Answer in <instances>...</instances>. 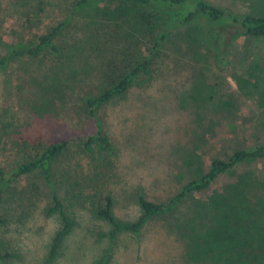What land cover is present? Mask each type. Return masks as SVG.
Here are the masks:
<instances>
[{"label": "trees", "instance_id": "obj_1", "mask_svg": "<svg viewBox=\"0 0 264 264\" xmlns=\"http://www.w3.org/2000/svg\"><path fill=\"white\" fill-rule=\"evenodd\" d=\"M19 1L25 7V0ZM63 12L35 40L25 41L22 35L13 42L0 44V68L40 55L49 58L46 70H26L28 87L17 90L20 108L26 104L30 122L22 121L21 115L10 106L0 115L3 147L23 152L9 167L0 164V264H16L23 257L10 236L15 213L9 200L13 196L8 193L15 182L34 173L41 174L50 188L45 215L58 220L41 264L60 260L66 240L77 227L87 228L88 232L108 240L94 264H114L121 242L128 237L140 243L150 222L168 214L177 215L176 220L182 221L183 225L176 222L171 228L180 232L186 264H264V191L247 181L251 177L257 182V178L244 169L237 174V181L207 200L194 197L221 174L234 173L240 165L264 159V143L238 149L228 159L215 154L207 171L195 173L162 199L139 192L135 198L140 214L134 220H127L116 213L118 194L99 185L100 180L105 183L113 177L111 157L118 150L101 118L96 117L105 104L123 99L128 103V95L135 86L141 90L132 96V103L143 105L155 85L158 65L155 57L175 25L204 15L213 21L238 24L243 34L259 37L264 36V15L235 16L206 0H66ZM142 43L153 45L149 54L138 56ZM119 52L135 57L119 64ZM65 73H71L74 79L86 77V82L78 84L70 77L63 78ZM71 86L77 89L82 113L87 118H97V130L78 140L49 141L40 135H26L25 127L31 126L33 116L56 115L57 105L66 103L64 96ZM162 90L165 92V87ZM153 102L156 101L150 104ZM95 152L103 153L108 164L93 158V171L84 173L80 159ZM93 178L98 179L94 187ZM29 201L28 206L32 207L35 202ZM188 202L190 207L185 210ZM81 210H87L92 220H100L102 224L98 227L85 216L80 217ZM33 214L26 204L24 212H16L15 217L19 215L16 221L22 222L16 223L17 232H20L19 225L26 224Z\"/></svg>", "mask_w": 264, "mask_h": 264}, {"label": "rangeland", "instance_id": "obj_2", "mask_svg": "<svg viewBox=\"0 0 264 264\" xmlns=\"http://www.w3.org/2000/svg\"><path fill=\"white\" fill-rule=\"evenodd\" d=\"M206 1L239 17L264 15V0ZM65 3L66 0H25L24 7L23 1L0 0V44L13 42L22 35L25 41L35 40L63 15ZM152 45L142 43L138 56L149 54ZM134 57L121 52L117 55L119 64ZM47 60L48 57L40 55L0 68V115L10 106L21 115L22 121L30 122L26 104L25 108H20L17 90L28 87L26 70H46ZM155 60L158 62L155 85L143 105L132 103V96L141 90L135 86L128 95V103L125 99L112 101L101 107L96 116L101 118L118 150V154L111 157L113 177L105 183L100 180L99 185L118 194L116 213L127 220H134L140 214L135 198L139 192L162 199L195 173L207 171L215 154L228 159L238 149L264 143V36H247L238 24L199 15L188 23L172 27ZM64 75L63 78L74 79L71 73ZM86 79L74 80L85 84ZM75 90L73 86L67 90L66 103L57 105L56 115L33 116L31 126L25 127V134L40 135L51 141L78 140L94 133L97 118H87L82 113ZM152 100L156 102L150 104ZM21 153L12 147H3L0 141L1 166L9 167ZM94 154L80 159L86 170L84 173L93 171V158L103 165L108 164L103 153ZM244 169L257 178L256 182L248 177V183L264 191L262 159L240 165L234 173L221 174L210 187L195 193L194 197L207 200L237 181V174ZM91 183L92 187L96 186L98 179L93 178ZM14 184L8 193L13 196L9 200L15 213L10 236L23 252L16 264H41L58 226L57 218L47 217L44 212L50 200V188L39 173L24 176ZM29 199L35 202L32 207L28 206ZM25 204L34 214L26 224L19 225L20 232H17L16 223L22 222L16 221L19 218V215L15 217L16 212H24ZM189 207L188 202L185 210ZM90 215L87 210H81L79 216L92 220ZM177 217L168 214L153 219L140 243L126 236L114 257V264H186L180 232L171 228L176 222L183 225ZM92 222L98 227L102 224L100 220ZM107 245L106 238L77 227L66 240L63 256L54 264H94Z\"/></svg>", "mask_w": 264, "mask_h": 264}]
</instances>
